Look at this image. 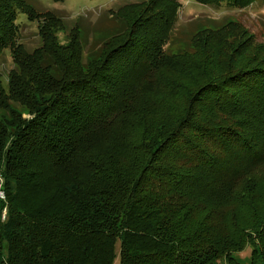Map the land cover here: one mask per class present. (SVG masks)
<instances>
[{
  "label": "trees",
  "instance_id": "1",
  "mask_svg": "<svg viewBox=\"0 0 264 264\" xmlns=\"http://www.w3.org/2000/svg\"><path fill=\"white\" fill-rule=\"evenodd\" d=\"M14 1L0 0V60L10 51L14 62L9 93L0 79V264H114L118 244L120 264H239L235 254L250 243L253 264H264V212L244 228L245 192L236 189L245 175L253 199L264 164V64L210 75L177 125L151 127L141 114L138 132L130 120L106 132L128 120L137 74L154 67L141 64L173 30L178 4L151 0L161 14L147 17L150 33L135 21L123 42L130 48L107 50L118 36L83 59L78 42L56 46L45 30V45L28 52L17 15L36 22L34 0ZM107 133L121 145L98 151L97 135Z\"/></svg>",
  "mask_w": 264,
  "mask_h": 264
},
{
  "label": "rangeland",
  "instance_id": "2",
  "mask_svg": "<svg viewBox=\"0 0 264 264\" xmlns=\"http://www.w3.org/2000/svg\"><path fill=\"white\" fill-rule=\"evenodd\" d=\"M172 1L178 4V19L173 30H167L160 38L158 51L141 64L144 67L154 64V67L149 65L148 70L137 74L128 120L118 118L109 122L106 132L124 128L130 124L129 120L131 129L138 132L143 125L139 120L141 114L147 115L151 127L155 123L170 125L172 121L177 125L190 104V94L207 83L210 75L225 74L245 64H264V3L256 2L250 8H242L227 2L207 5L196 0ZM33 4L36 10L32 15L36 22H30L23 13L17 15L18 43L33 53L45 45L44 35L39 36V30H45L56 46L78 42L83 59L97 51L105 41L118 36L106 49L118 52L121 44L130 48L131 45L123 42L133 23L139 21V25L143 24L140 26L142 33H150L152 25L147 24V17L161 14L160 2L152 5L151 0H34ZM167 12L165 9L163 13ZM198 28L202 31L192 41ZM156 31L159 36L160 31ZM251 36L254 40L249 39ZM150 45V41L143 43L144 48ZM13 69L14 62L7 51L0 60V79L7 93L10 92L9 74ZM96 139L100 141L98 151L101 152L108 150L114 142L118 147L121 145L109 133L98 134ZM245 183L244 175L236 181V189L245 192L239 208L244 221L242 226L247 229L254 223V213L264 212V164L253 173V199L249 195L247 200ZM3 253L7 254L6 243H3ZM119 254L120 244L116 248L114 264H120ZM254 255V246L250 243L235 254V258L239 264H253Z\"/></svg>",
  "mask_w": 264,
  "mask_h": 264
},
{
  "label": "built area",
  "instance_id": "3",
  "mask_svg": "<svg viewBox=\"0 0 264 264\" xmlns=\"http://www.w3.org/2000/svg\"><path fill=\"white\" fill-rule=\"evenodd\" d=\"M6 201V193L4 191V182L0 178V218L4 220L7 215V208L3 209L2 204Z\"/></svg>",
  "mask_w": 264,
  "mask_h": 264
}]
</instances>
